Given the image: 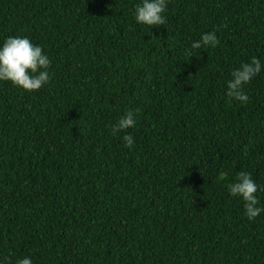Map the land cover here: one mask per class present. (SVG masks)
Wrapping results in <instances>:
<instances>
[{"label": "trees", "instance_id": "1", "mask_svg": "<svg viewBox=\"0 0 264 264\" xmlns=\"http://www.w3.org/2000/svg\"><path fill=\"white\" fill-rule=\"evenodd\" d=\"M139 2L0 0V45L27 36L52 61L38 92L0 82L9 264H264V214L229 194L240 171L264 186V72L246 105L226 95L233 70L264 63V0H170L152 29ZM212 31L219 45L189 56Z\"/></svg>", "mask_w": 264, "mask_h": 264}, {"label": "clouds", "instance_id": "2", "mask_svg": "<svg viewBox=\"0 0 264 264\" xmlns=\"http://www.w3.org/2000/svg\"><path fill=\"white\" fill-rule=\"evenodd\" d=\"M170 0H140L135 6V22L142 26L155 28L165 26L168 22L166 13ZM220 41L216 31L204 33L199 40L193 41L188 49V55L193 56L195 50L216 48ZM51 64L48 54L42 46L34 44L27 36H9L0 45V82H10L13 87L28 93H35L51 82ZM264 72V63L260 58L253 57L250 62L242 63L231 72L227 82V97L241 105L249 101L246 87ZM139 110L127 111L116 124L112 126V135L127 132L137 125ZM124 146L132 150L135 145L131 134L123 136ZM218 179L223 181L225 174L220 173ZM264 191V186L257 184L252 174L240 171L231 183L229 194L243 202L244 215L250 222L256 221L264 214V206L258 193ZM0 264H9V258H0ZM15 264H33L30 257L17 258Z\"/></svg>", "mask_w": 264, "mask_h": 264}]
</instances>
